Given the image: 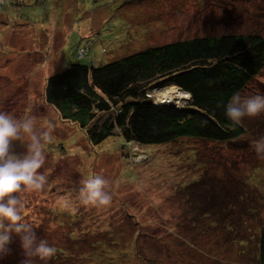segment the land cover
I'll return each mask as SVG.
<instances>
[{
  "label": "rangeland",
  "instance_id": "1",
  "mask_svg": "<svg viewBox=\"0 0 264 264\" xmlns=\"http://www.w3.org/2000/svg\"><path fill=\"white\" fill-rule=\"evenodd\" d=\"M229 31L264 35V0H0V109L17 119L34 117L52 136L40 169L47 186L25 194L22 209L36 235L65 253L56 250L47 264H88L77 255L101 247H112L111 253L128 249L129 264H258L264 155L253 143L264 137V114L245 118L246 132L238 140L187 139L162 148L127 144L125 156L118 137L91 145L43 99L46 79L70 63L103 64L145 45ZM88 40L87 53L78 58L77 48ZM165 87H152L146 95L156 102ZM239 94L264 95V65ZM171 102L183 107L187 100ZM11 150L23 154L25 146L12 141ZM173 150L191 156L177 157ZM190 173L203 182L180 187ZM93 175L107 181L110 205L76 201L80 181ZM69 191L74 213L56 207ZM203 210L217 224L210 225ZM10 236V251L0 264L22 259L18 234Z\"/></svg>",
  "mask_w": 264,
  "mask_h": 264
},
{
  "label": "trees",
  "instance_id": "2",
  "mask_svg": "<svg viewBox=\"0 0 264 264\" xmlns=\"http://www.w3.org/2000/svg\"><path fill=\"white\" fill-rule=\"evenodd\" d=\"M88 45L89 40L77 48L78 58L87 53ZM263 65L264 35L257 31L194 36L145 45L103 64L70 63L46 79L43 99L61 120L77 127L91 145L118 137V149L125 156L127 144L162 148L187 139L231 142L240 139L246 129L243 124H232L224 105L233 93L245 88ZM174 85L190 95L183 107L154 103L146 95L152 87ZM177 151V157L191 156L186 150H173ZM193 156L194 161L189 162L192 168L196 166L195 158H199L197 154ZM188 177L190 181L180 187L203 182L193 173ZM194 186L188 187L189 191ZM203 211L202 217L210 213ZM207 222L217 224L212 217ZM195 231L199 232L197 228ZM134 233L140 234V228ZM256 247L258 264H264V219ZM125 249L111 253L112 247H101L77 257L85 256L88 264H129L130 252Z\"/></svg>",
  "mask_w": 264,
  "mask_h": 264
},
{
  "label": "clouds",
  "instance_id": "3",
  "mask_svg": "<svg viewBox=\"0 0 264 264\" xmlns=\"http://www.w3.org/2000/svg\"><path fill=\"white\" fill-rule=\"evenodd\" d=\"M226 117L233 125H241L245 118L264 114V95L241 96L233 93L224 105ZM51 129L52 125L49 124ZM52 139L51 132L40 129L32 116L17 119L0 109V261L10 251V232L18 234L22 250L19 264H47L55 255L54 246L34 232V226L22 215L25 194L42 192L47 186L48 177L40 171L46 161L45 143ZM12 141L25 146L23 154L11 150ZM253 150L264 155V137L253 143ZM107 181L101 175L84 178L75 190L79 205L105 207L111 203V195L105 190ZM16 195H13V194ZM60 211L74 213L73 193L66 192L56 201ZM8 221L7 225L2 221Z\"/></svg>",
  "mask_w": 264,
  "mask_h": 264
},
{
  "label": "bare ground",
  "instance_id": "4",
  "mask_svg": "<svg viewBox=\"0 0 264 264\" xmlns=\"http://www.w3.org/2000/svg\"><path fill=\"white\" fill-rule=\"evenodd\" d=\"M172 90H179L177 87H165L162 92L156 95V102H163V101H174L180 98H187L189 95L186 93L184 94L181 92H170ZM181 91V90H180ZM154 96V95H153Z\"/></svg>",
  "mask_w": 264,
  "mask_h": 264
},
{
  "label": "water",
  "instance_id": "5",
  "mask_svg": "<svg viewBox=\"0 0 264 264\" xmlns=\"http://www.w3.org/2000/svg\"><path fill=\"white\" fill-rule=\"evenodd\" d=\"M174 86H176V85H174ZM179 90H181L182 92H184V93H187V92H185L184 90H182L180 87H178V86H176ZM188 95H189V93H187ZM190 98V95H189V97H187V98H185V100H188ZM154 103H172L171 101H163V102H154Z\"/></svg>",
  "mask_w": 264,
  "mask_h": 264
}]
</instances>
